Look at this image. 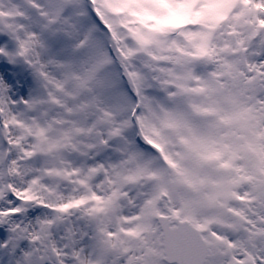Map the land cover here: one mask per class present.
I'll return each instance as SVG.
<instances>
[{
  "label": "snow or ice",
  "instance_id": "obj_1",
  "mask_svg": "<svg viewBox=\"0 0 264 264\" xmlns=\"http://www.w3.org/2000/svg\"><path fill=\"white\" fill-rule=\"evenodd\" d=\"M0 264H264V0H0Z\"/></svg>",
  "mask_w": 264,
  "mask_h": 264
}]
</instances>
